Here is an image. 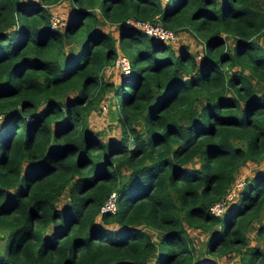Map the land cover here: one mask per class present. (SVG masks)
<instances>
[{
    "label": "trees",
    "instance_id": "16d2710c",
    "mask_svg": "<svg viewBox=\"0 0 264 264\" xmlns=\"http://www.w3.org/2000/svg\"><path fill=\"white\" fill-rule=\"evenodd\" d=\"M61 1L0 0V264H264V169L208 210L264 161V0H68L52 28ZM127 17L199 33L200 59ZM117 53L129 70L113 83L101 69ZM108 90L119 131L105 139L86 116ZM187 227L207 232L208 257Z\"/></svg>",
    "mask_w": 264,
    "mask_h": 264
},
{
    "label": "rangeland",
    "instance_id": "374dc122",
    "mask_svg": "<svg viewBox=\"0 0 264 264\" xmlns=\"http://www.w3.org/2000/svg\"><path fill=\"white\" fill-rule=\"evenodd\" d=\"M65 5L66 4L59 5V7L57 8V10L59 9L58 11L60 12V14L63 15L62 24H64L65 21L68 19V17L70 16L69 12L72 10V7H70L69 3H68V5H66V6ZM102 27H103V25H102ZM103 29H106V28H103ZM191 34H190V32H188L186 30L176 31V39L169 42L171 44L170 46L173 48L174 52H176V50L180 47V45H187L189 50L191 52L195 53L196 59H200V56L203 53L202 52L203 51V49H202L203 43L201 40L202 37L199 33H196L195 35H191ZM221 35H224V34L222 33ZM146 38L149 39V37H147V36H146ZM231 41L232 40L230 37L225 38V42L227 44H229ZM259 41L264 43V35L259 37ZM196 55H198V57ZM126 56L128 57V55H126ZM108 66H111L112 69H109L107 67L106 68L103 67L101 69L102 78L107 80V81H111V82L115 83L116 81H118V78H119L120 74H122V73L113 64L108 65ZM107 69H109V70H107ZM254 82H255V80H254ZM255 83H257V82H255ZM107 95H108V98H107ZM109 95H111V90H108V91H106V93H104V96L100 100L98 105L96 107H94L86 116L87 127L89 129H91L92 131H94L95 134H98L102 138H105V139L116 137L118 135V131H119V125L117 124V121L114 119V117H112V113L114 112V110H113L114 108H113V104H112L113 102L111 101V97ZM262 169H264V161H260L259 163H251V165L249 163V165L240 166L239 169L237 170V172L235 173V176H236V179H238V178L239 179H242V178L246 179V178L252 176V174L255 173L256 170H262ZM243 184H244V181H243ZM66 202H68V195L66 193V190H64L57 197V199H55V204H64ZM98 217H99V213L96 214V221H98ZM261 220H264V216L261 217ZM252 224H253V227H250L246 232L250 243H253L255 241V237H253V234L255 233V227L257 225V222L253 221ZM108 225H112V223L108 224ZM137 225H139L144 230H146L154 242L157 241L158 232L156 230H153L150 227L145 226L141 221H138ZM214 228H216V227H214ZM199 232L201 234L207 233L206 231H202V229H200ZM191 235L195 236L196 233L191 232ZM192 236H191V240H192ZM0 240L2 241V238ZM192 241H193V246L195 248L199 242L194 241V240H192ZM198 247H200V246L198 245ZM200 251H201L200 254L197 253L198 258L204 257V256L208 257L205 253H203V255L201 254L203 251L202 249ZM237 257L238 256L235 254H228V255H224V256H217L216 260L219 261L220 264H236L237 263Z\"/></svg>",
    "mask_w": 264,
    "mask_h": 264
},
{
    "label": "built area",
    "instance_id": "2783aa9c",
    "mask_svg": "<svg viewBox=\"0 0 264 264\" xmlns=\"http://www.w3.org/2000/svg\"><path fill=\"white\" fill-rule=\"evenodd\" d=\"M63 22V15L52 13L49 18V26L52 28H57ZM122 24L133 26L141 29L147 36L157 39L163 40L167 42H171L176 39V31L165 27L161 22L157 19H135L132 17H127L123 20ZM198 56V55H196ZM113 65L120 70L121 73H126L129 70V60L128 58L121 54L117 53L113 58ZM2 118V114L0 113V120ZM243 185L242 179H236L235 182L230 186L227 192L212 202L208 206V210L213 215H219L223 212L228 204L236 195L237 190ZM116 209V192L110 191L103 202L100 204L98 208V213L111 211L113 212Z\"/></svg>",
    "mask_w": 264,
    "mask_h": 264
},
{
    "label": "crops",
    "instance_id": "0c3cea01",
    "mask_svg": "<svg viewBox=\"0 0 264 264\" xmlns=\"http://www.w3.org/2000/svg\"><path fill=\"white\" fill-rule=\"evenodd\" d=\"M68 3H69V1L68 0H62L60 3H57V4H55V5H52V6H50V8H49V10H50V13L52 14V13H57V14H60V12L57 10V8L59 7V5H63V4H66V5H68ZM65 5V6H66ZM62 13V12H61ZM102 25H103V28H106L105 30H107V29H109V28H111L110 27V25H108L107 23H104V24H101V27H102ZM109 68V69H112L111 68V66H105L104 68ZM109 69H107V70H109ZM186 230H187V232L191 235V232H193V233H196V235L195 236H192V240H194V241H197V242H199L197 245H196V254L197 253H200L201 251V249H203L204 248V239H205V234H201L200 232H199V230L200 229H198V228H191V227H187L186 228ZM204 238V239H203ZM198 245L200 246V247H198ZM228 255V254H227ZM224 256V255H223Z\"/></svg>",
    "mask_w": 264,
    "mask_h": 264
},
{
    "label": "water",
    "instance_id": "95a60500",
    "mask_svg": "<svg viewBox=\"0 0 264 264\" xmlns=\"http://www.w3.org/2000/svg\"><path fill=\"white\" fill-rule=\"evenodd\" d=\"M120 25V23L118 24V26ZM149 37V36H148ZM149 38H151V37H149Z\"/></svg>",
    "mask_w": 264,
    "mask_h": 264
}]
</instances>
